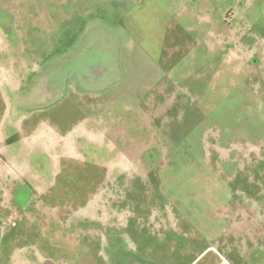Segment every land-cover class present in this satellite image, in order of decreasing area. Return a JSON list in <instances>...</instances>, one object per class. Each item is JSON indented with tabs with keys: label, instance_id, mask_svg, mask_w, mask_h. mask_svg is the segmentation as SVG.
Masks as SVG:
<instances>
[{
	"label": "rangeland",
	"instance_id": "rangeland-1",
	"mask_svg": "<svg viewBox=\"0 0 264 264\" xmlns=\"http://www.w3.org/2000/svg\"><path fill=\"white\" fill-rule=\"evenodd\" d=\"M264 264V0H0V264Z\"/></svg>",
	"mask_w": 264,
	"mask_h": 264
},
{
	"label": "flooded vegetation",
	"instance_id": "flooded-vegetation-1",
	"mask_svg": "<svg viewBox=\"0 0 264 264\" xmlns=\"http://www.w3.org/2000/svg\"><path fill=\"white\" fill-rule=\"evenodd\" d=\"M45 264H50L49 262L45 263Z\"/></svg>",
	"mask_w": 264,
	"mask_h": 264
}]
</instances>
